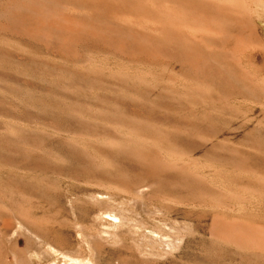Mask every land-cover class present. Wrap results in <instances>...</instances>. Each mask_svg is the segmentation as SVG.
I'll return each mask as SVG.
<instances>
[{
	"label": "rangeland",
	"instance_id": "rangeland-1",
	"mask_svg": "<svg viewBox=\"0 0 264 264\" xmlns=\"http://www.w3.org/2000/svg\"><path fill=\"white\" fill-rule=\"evenodd\" d=\"M65 3L77 6L0 0V264H22L35 249L60 260L45 243L82 247L98 264H264V248L217 232L232 223L264 229V92L248 79L264 82V0L250 4L246 29L224 25L220 34L198 36L197 48L144 40L143 30L113 23L110 13L127 0L84 2L80 25L66 30L52 24ZM236 36L250 44L241 55L247 74L230 59ZM100 203L130 221L116 230L124 241L101 233V247L90 250L81 230L101 232ZM139 222L186 235L164 244L169 254L152 252L162 246L144 242Z\"/></svg>",
	"mask_w": 264,
	"mask_h": 264
},
{
	"label": "bare ground",
	"instance_id": "bare-ground-1",
	"mask_svg": "<svg viewBox=\"0 0 264 264\" xmlns=\"http://www.w3.org/2000/svg\"><path fill=\"white\" fill-rule=\"evenodd\" d=\"M17 1V0H16ZM73 3H76V7H72L70 4L72 3H65L60 6L59 9V15L52 21V24L61 28H64L66 30L69 29H75L77 26L80 25L79 18L77 13L79 12L80 6L84 4V2H92L95 0H70ZM254 0H127V3L125 4L124 10H119V11H113L110 13V18L112 19L113 23L118 25L119 27H122L124 29H135L138 28L143 30L144 35L142 38L144 40H150V39H165V40H174L181 46L185 48H193L195 47L196 44H198L197 37L198 36H203V35H217L222 33V27L225 25H228L231 23L236 24L238 27L245 28L247 23L250 22L251 19V6L250 4ZM11 2V1H10ZM31 2V1H30ZM8 5V4H7ZM170 5V6H168ZM83 7V6H82ZM8 13V12H7ZM4 14V13H3ZM88 14V13H87ZM6 16V14H5ZM109 16V15H108ZM7 20V19H6ZM256 22V21H255ZM254 22V23H255ZM16 23V22H15ZM45 23V22H44ZM7 26V25H6ZM246 29V28H245ZM262 29V28H261ZM115 30V29H114ZM137 29H135L136 31ZM257 30V29H256ZM248 31V30H247ZM258 31V30H257ZM256 31V32H257ZM263 32V31H262ZM258 34V33H257ZM225 36V33H224ZM232 38V37H230ZM4 41V40H3ZM156 42V41H155ZM168 42V41H167ZM154 43V42H153ZM234 46L232 47V50L230 52V59L233 61V63L236 64L238 68L241 69V71H244L246 74L248 71H245V67L243 65L244 62H242L241 55L243 53H248L246 52L247 50L249 51L250 44L247 41H244L241 37L236 36L234 38ZM264 45L263 42L260 41V45ZM147 45V44H146ZM160 45V44H159ZM204 45V44H203ZM168 48V47H166ZM197 48V47H195ZM206 49V47H205ZM210 49V48H209ZM212 50V49H211ZM208 50V51H211ZM221 50V49H220ZM155 51V50H154ZM177 51V50H176ZM183 51V50H182ZM255 51V50H254ZM185 52V51H184ZM186 53V52H185ZM255 53V52H253ZM215 54V53H214ZM157 55V54H156ZM247 55V54H246ZM92 56V55H91ZM153 56V55H152ZM253 56V55H251ZM191 57V56H190ZM227 58V57H226ZM188 59V58H187ZM184 60V59H183ZM199 60V58H198ZM205 60V59H203ZM155 61V60H154ZM207 61V60H205ZM185 62V60H184ZM189 62V61H187ZM88 63V62H87ZM171 64V63H170ZM208 64V63H207ZM135 65V64H134ZM142 65V64H141ZM166 65V64H165ZM176 65V64H175ZM189 65V64H187ZM148 66V65H147ZM146 66V67H147ZM171 66V65H170ZM184 66V65H183ZM199 66V65H198ZM203 66V65H202ZM205 66V64H204ZM213 66V63H212ZM152 67V66H151ZM188 67V66H187ZM190 67V66H189ZM197 67V66H196ZM169 68V67H168ZM167 68V69H168ZM176 68V67H175ZM180 68V67H179ZM193 68V67H192ZM210 68V67H209ZM218 68V66H217ZM216 68V69H217ZM111 69V67L109 68ZM113 69V68H112ZM111 69V70H112ZM145 69V68H144ZM160 69V68H159ZM164 69L161 67V70ZM182 69V68H181ZM198 69V67H197ZM196 69V70H197ZM236 69V68H235ZM174 70V69H173ZM186 70V68H185ZM195 70V69H192ZM114 71V70H112ZM163 71V70H162ZM166 70H164L165 72ZM169 71V70H168ZM171 71V70H170ZM219 71V70H218ZM236 71H238L236 69ZM139 72V71H138ZM150 72V71H149ZM172 72V71H171ZM170 72V74H171ZM193 72V71H192ZM206 72V71H205ZM239 72V71H238ZM142 73V72H140ZM162 73V72H161ZM176 72H172V75ZM257 73V70H256ZM260 73V72H259ZM163 74V73H162ZM169 74V73H168ZM197 74V72H196ZM195 74V75H196ZM230 74V73H229ZM121 75V74H119ZM118 75V76H119ZM134 75V74H133ZM160 75V74H158ZM189 75V74H188ZM212 75V74H211ZM221 75V74H220ZM228 75V73H227ZM182 76V75H181ZM214 76V75H213ZM248 79L252 84H254L258 89L262 90L264 92V82L258 77L256 74L248 75ZM261 76V75H260ZM127 77V75H126ZM139 77V76H138ZM228 77V76H227ZM174 78V77H173ZM176 78V77H175ZM181 78V77H180ZM209 78V77H208ZM125 79V78H124ZM135 79V78H134ZM145 79V78H144ZM172 79V78H171ZM185 79V78H184ZM222 79V78H221ZM168 80V79H167ZM209 80V79H208ZM207 80V81H208ZM219 80V79H218ZM230 80V79H229ZM121 81V80H120ZM171 81V80H169ZM194 81V80H193ZM206 81V80H205ZM142 82V81H140ZM186 82V81H185ZM188 82V79H187ZM223 82V81H222ZM143 83V82H142ZM189 83V82H188ZM191 83V81H190ZM193 83V82H192ZM210 83V82H209ZM214 83V82H213ZM198 84V83H197ZM201 84V83H200ZM236 84V83H235ZM233 86V85H232ZM242 86V85H241ZM209 88V86H207ZM215 87V86H214ZM234 87V86H233ZM169 87H167L168 89ZM198 89V86L195 87ZM201 89V87L199 86ZM206 88V87H204ZM185 89V87H184ZM214 89V88H213ZM199 90V89H198ZM203 90V89H202ZM201 90V91H202ZM205 90V89H204ZM209 90V89H208ZM164 91V90H163ZM168 91V90H167ZM185 91V90H184ZM196 91V90H195ZM206 91V90H205ZM169 92V91H168ZM171 92V91H170ZM197 92V91H196ZM175 93V92H174ZM203 93V92H202ZM170 94V93H169ZM173 94V93H172ZM204 94V93H203ZM207 94V93H206ZM210 94V93H209ZM208 94V95H209ZM218 94V93H217ZM230 94V93H229ZM254 94V93H253ZM176 95V94H175ZM180 95V94H178ZM182 95V94H181ZM187 95V94H185ZM194 95V94H193ZM191 95V96H193ZM196 95V94H195ZM205 95V94H204ZM203 95V96H204ZM207 95V96H208ZM211 95V94H210ZM183 96V95H182ZM190 96V95H189ZM201 95H199L200 97ZM212 96V95H211ZM218 96V95H217ZM222 96V95H221ZM175 97V96H174ZM184 97V96H183ZM198 97V98H199ZM205 97V96H204ZM203 97V98H204ZM185 98V97H184ZM196 97L193 98V100ZM211 98V97H209ZM252 98V97H251ZM173 99V98H172ZM176 99V98H175ZM197 99V98H196ZM200 99V98H199ZM202 99V98H201ZM220 99V98H219ZM233 99V98H232ZM238 99V98H237ZM245 99V98H244ZM177 100V99H176ZM203 100H206L205 98ZM190 101V100H189ZM194 100V104H195ZM225 101V100H224ZM229 101V100H228ZM185 102V101H184ZM191 102V101H190ZM199 102V101H197ZM207 102H209L207 100ZM213 102V101H211ZM216 102V101H215ZM218 102V101H217ZM227 102V101H225ZM205 103V101L203 102ZM222 103V102H221ZM192 104V103H191ZM190 104V105H191ZM200 104V103H199ZM202 104V103H201ZM188 105V106H190ZM196 105V104H195ZM205 105V104H204ZM209 105V104H208ZM224 105V104H223ZM202 106V105H201ZM212 106V105H211ZM262 106V104H261ZM192 107V106H191ZM207 107V106H206ZM263 107V106H262ZM213 108V107H212ZM223 108V107H222ZM264 108V107H263ZM216 109V108H214ZM224 109V108H223ZM213 111V110H212ZM6 126V125H5ZM3 127V126H2ZM178 127V126H177ZM194 127V126H192ZM7 128V127H6ZM5 128V129H6ZM12 129V127H11ZM134 129V128H133ZM114 130V129H113ZM180 130V129H179ZM178 130V131H179ZM6 131V130H5ZM141 133V132H140ZM105 135V133H104ZM138 135V132H137ZM142 137V134H140ZM145 135V134H144ZM126 137V136H123ZM110 138V137H109ZM127 138V137H126ZM143 138V137H142ZM120 139V138H119ZM139 140L140 137L138 138ZM144 139V138H143ZM142 139V143H144ZM116 140V139H114ZM121 140V139H120ZM197 140V138H196ZM201 140V138L199 139ZM203 140V139H202ZM135 141V140H133ZM138 141V140H137ZM152 141V140H151ZM177 141V140H176ZM208 141V140H205ZM119 142V141H117ZM116 142V143H117ZM203 142V141H202ZM114 143V142H113ZM140 141L138 142V144ZM177 143V142H176ZM120 144V143H119ZM125 144V143H124ZM122 144V145H124ZM130 144V143H129ZM136 144V146L138 145ZM145 144V143H144ZM204 144V143H203ZM206 144V143H205ZM140 145V144H139ZM139 145L137 146L139 149ZM153 145V144H152ZM125 146V145H124ZM142 146V145H140ZM144 146V145H143ZM142 146V147H143ZM163 146V145H162ZM178 146V145H176ZM175 146V147H176ZM214 146V145H213ZM114 148L116 146H113ZM146 147V146H144ZM120 148V147H119ZM123 148V147H121ZM126 148V147H125ZM124 148V149H125ZM213 148V147H212ZM85 149V148H84ZM176 149V148H175ZM126 150V149H125ZM208 150V149H207ZM161 152V150H159ZM167 151V150H165ZM175 151V150H174ZM181 151V150H180ZM126 152V151H125ZM168 152V151H167ZM179 152V151H176ZM185 152V151H184ZM183 152V153H184ZM129 153V152H128ZM133 153V151H132ZM129 153V154H132ZM144 153V151H143ZM142 153V154H143ZM180 152V155L183 154ZM186 153V152H185ZM91 154V153H90ZM135 154V153H134ZM236 154V153H235ZM144 155V154H143ZM162 155V154H161ZM189 154L186 156L188 157ZM205 155V154H204ZM207 155V154H206ZM224 156V155H223ZM222 156V157H223ZM133 157V156H131ZM135 157H137L135 155ZM164 157V156H162ZM172 157V156H171ZM182 157V156H181ZM221 157V156H220ZM169 158V157H167ZM184 158V157H183ZM242 158V157H241ZM97 159V158H96ZM138 159V158H137ZM136 159V160H137ZM185 159V158H184ZM94 160V159H93ZM92 160V161H93ZM133 160V158H132ZM145 160V158L143 159ZM165 162L167 159H164ZM180 160V159H179ZM187 160V159H185ZM249 160V159H248ZM152 161V160H151ZM161 161V160H159ZM239 161V160H238ZM96 162V161H94ZM140 162L141 159H140ZM145 162V161H144ZM143 162V163H144ZM158 162V161H157ZM162 162V161H161ZM171 162V161H170ZM193 162V161H192ZM191 162V163H192ZM102 163V162H101ZM136 163V162H135ZM142 163V164H143ZM159 163V162H158ZM166 162L165 164H167ZM179 163V162H178ZM183 162H181L182 164ZM191 163H188V165H191ZM98 164V163H97ZM103 164V163H102ZM145 164V163H144ZM194 164V163H193ZM100 165V164H99ZM98 165V166H99ZM159 165V164H158ZM170 167H175L171 164H168L167 166ZM187 165V166H188ZM196 165V164H195ZM246 165V164H245ZM92 166V165H91ZM94 166V165H93ZM97 166V167H98ZM164 167L165 165H161ZM178 166V164H177ZM182 168V165H180ZM198 166V165H196ZM105 167V166H104ZM153 167V166H152ZM155 167L156 164H155ZM153 167V169L155 168ZM171 167V168H172ZM247 167V166H246ZM158 168V167H157ZM165 168H167L165 166ZM191 168V167H190ZM196 168V167H195ZM198 168V167H197ZM200 168V167H199ZM148 169V168H147ZM160 169V168H159ZM174 168H172L173 170ZM178 169V168H177ZM175 169L176 171H178ZM145 170V169H144ZM198 170V169H197ZM158 171V169H157ZM169 171V169H168ZM175 171V172H176ZM196 171V170H195ZM164 173V171H162ZM166 172V170H165ZM174 172V173H175ZM194 172V171H193ZM254 172V171H253ZM178 175L181 174V172H177ZM183 173V172H182ZM187 173H189L187 171ZM199 173V172H198ZM259 173V172H258ZM157 174V173H156ZM196 174V173H195ZM243 174V173H242ZM247 174V173H246ZM250 174V173H249ZM248 174V175H249ZM136 175V174H135ZM165 175V174H164ZM182 175V174H181ZM184 175V173H183ZM194 175V174H193ZM198 175V174H196ZM187 176V175H186ZM185 176V177H186ZM190 176V175H189ZM179 177V176H178ZM191 177V176H190ZM199 177V176H198ZM246 177V176H245ZM256 177V176H254ZM252 177V178H254ZM262 177V176H261ZM163 179V178H161ZM200 179V178H199ZM204 179V178H203ZM207 179V177H206ZM80 180V179H79ZM108 180V179H107ZM212 180V179H211ZM260 180V179H259ZM133 181V180H132ZM135 181H139L135 180ZM154 181V179H153ZM184 181V180H183ZM216 181V180H215ZM261 181V180H260ZM258 181V182H260ZM172 182V181H171ZM122 183V182H121ZM147 183V182H146ZM165 184V182H163ZM195 183V181L193 182ZM201 183V182H200ZM217 183V182H216ZM85 184V183H84ZM117 184V183H116ZM129 184V183H128ZM153 184V183H152ZM176 184V183H175ZM222 184V183H221ZM263 184V183H262ZM91 185V184H90ZM95 185V184H94ZM103 185V184H102ZM178 185V184H177ZM202 185V184H201ZM217 185V184H216ZM100 186V185H99ZM144 186V185H143ZM141 186V188H143ZM174 186V185H173ZM97 187V185L95 186ZM102 187V186H101ZM106 187V186H104ZM109 187V186H108ZM158 187V186H157ZM206 187V186H205ZM99 188V187H98ZM103 188V187H102ZM117 189V187H115ZM121 188V187H120ZM142 192H146L147 190L141 189ZM173 188V187H172ZM222 188V187H221ZM105 189V188H104ZM111 189V188H110ZM123 189V188H122ZM180 189V188H179ZM192 189V188H191ZM247 189V188H245ZM250 189V188H249ZM114 191V189H112ZM125 190V188H124ZM127 190V189H126ZM139 190V191H140ZM215 190V189H214ZM233 190V189H232ZM255 190L254 188L252 191ZM123 191V190H122ZM128 191V190H127ZM140 191V192H141ZM213 192V190H211ZM257 191V190H255ZM2 192V191H1ZM112 192V191H111ZM115 192V191H114ZM136 192V191H135ZM148 192V191H147ZM221 190L219 191L220 194ZM236 192V191H235ZM110 193V192H109ZM122 193V192H119ZM149 193V192H148ZM160 193V191H159ZM185 193V192H184ZM188 193V192H187ZM207 193V192H206ZM233 193V192H232ZM251 193V192H250ZM257 193V192H256ZM260 193V192H259ZM3 194V193H1ZM154 194V193H153ZM158 194V192H157ZM208 194V193H207ZM228 194V193H227ZM231 194V193H230ZM244 194V193H243ZM104 194H98V196H103ZM106 195V194H105ZM136 195V193H135ZM147 195V194H146ZM149 195V194H148ZM151 195V194H150ZM160 195V194H159ZM188 195V194H187ZM190 195V194H189ZM222 196V194H220ZM233 195V194H232ZM248 195V194H246ZM253 195V194H252ZM263 195V194H262ZM155 196V195H154ZM218 196V195H217ZM220 196V197H221ZM225 196V195H224ZM245 196V195H244ZM120 197V196H119ZM134 197V196H133ZM148 197V196H147ZM149 197H152L149 196ZM166 197V196H165ZM164 197V198H165ZM171 197V196H170ZM249 197V195H248ZM7 198V197H5ZM198 198V197H197ZM219 198V197H218ZM223 196L220 198L222 199ZM231 198V197H229ZM228 198V199H229ZM3 199V198H2ZM10 199V198H9ZM110 199H113L110 197ZM133 199V198H132ZM156 199V198H155ZM163 199V198H162ZM181 199V197H180ZM242 199V198H241ZM253 199V198H252ZM103 200V199H102ZM101 200V201H102ZM161 200V199H160ZM174 200V199H173ZM225 200V199H224ZM234 200V199H233ZM248 200V199H247ZM261 200V199H260ZM165 201L169 202L167 199ZM195 201V200H194ZM226 201V200H225ZM224 201V202H225ZM228 201V200H227ZM232 201V199H231ZM13 202V201H12ZM109 202V201H108ZM171 202V201H170ZM199 202V201H198ZM223 202V201H222ZM223 202V203H224ZM229 202V201H228ZM125 203V202H124ZM173 203V201H172ZM181 203V202H180ZM184 203V202H183ZM182 203V205H183ZM233 203V201H232ZM239 203V202H238ZM255 203V202H254ZM259 203V202H258ZM11 204V203H10ZM13 204V203H12ZM174 204V203H173ZM126 205V204H125ZM196 205V204H195ZM194 205V206H195ZM199 205V204H197ZM203 205V204H202ZM219 205V204H218ZM228 205V204H227ZM252 205V203H251ZM3 206V205H2ZM16 206V205H14ZM18 206V205H17ZM99 206L102 208L100 209L101 215H98L96 219H98L100 222H104L105 225H103V228H101V232L95 231L89 232V234H85L84 231L81 230L82 237L87 238L88 236H91L90 241H87V247L91 250L90 245L94 244L98 247H101V242L104 240V238L101 236V233L106 234L107 237H110L111 240H121L124 241V234L120 233V231H116L117 229H121L124 225H127L129 223V219L127 215H125L123 212L120 213H115V209L112 208V206L108 203H100ZM121 206V205H120ZM181 206V205H180ZM221 206V205H220ZM224 206V204H223ZM257 206V205H256ZM255 206V207H256ZM24 206H22L23 208ZM187 207V206H186ZM200 207V206H199ZM230 207V206H228ZM236 207V206H235ZM26 208V207H25ZM202 208V207H201ZM215 208V207H214ZM233 208V207H232ZM6 209V208H5ZM21 208H19L20 210ZM122 209V208H121ZM120 209V210H121ZM209 209V208H208ZM118 210V209H117ZM222 210V209H221ZM251 210V209H250ZM25 211V209H24ZM27 211V210H26ZM29 211V210H28ZM219 211V210H218ZM223 211V210H222ZM13 212V211H12ZM16 212V211H15ZM210 212V211H209ZM217 211H215L216 214ZM232 212V211H230ZM237 212V211H236ZM9 213V212H8ZM21 213V212H20ZM19 213V214H20ZM24 213V212H23ZM29 215V212H27ZM26 213V214H27ZM206 213V212H205ZM233 213V212H232ZM240 213V212H239ZM14 214V213H13ZM18 214V213H17ZM24 213L25 216H28ZM100 214V213H99ZM104 214V216H102ZM207 214V213H206ZM230 214V213H229ZM237 214V213H236ZM220 215V214H219ZM227 215V214H226ZM231 215V214H230ZM229 215V216H230ZM244 215V214H243ZM228 216V215H227ZM237 216V215H236ZM24 217V216H22ZM33 217V216H32ZM231 216L230 218H232ZM235 217V216H234ZM240 217V216H239ZM246 217V216H245ZM25 218V217H24ZM227 218V217H226ZM237 218V217H236ZM249 218V217H248ZM27 219V218H25ZM29 219V218H28ZM27 219V220H28ZM211 219V218H210ZM250 219V218H249ZM16 220H18L16 218ZM26 220V221H27ZM32 220V219H31ZM37 220V219H36ZM230 220V219H229ZM244 220V219H242ZM30 221V220H28ZM34 221V220H32ZM236 221V220H235ZM251 221V220H250ZM37 222V221H36ZM245 222V221H244ZM32 223V222H31ZM35 223V222H33ZM239 223V222H238ZM251 224V223H250ZM77 225V224H75ZM130 225V224H129ZM155 225H147L143 224L141 222L135 223L136 229L135 231L137 233H144V242H148L149 244H156L157 246L160 245L162 246V249L156 248V246L150 248V251L152 252H163L165 254H169L167 251H165V246L171 248L175 246V241L179 240L182 238L184 235H186V230L184 228H176L172 225L168 226V228L164 229L161 227H158ZM165 225V224H164ZM245 225V224H244ZM79 227V225H78ZM77 227V228H78ZM126 227V226H125ZM129 227V226H128ZM83 228V227H82ZM174 230L175 233H170V231ZM33 230V229H32ZM90 230V229H89ZM30 231V230H29ZM88 231V230H87ZM91 231V230H90ZM86 232V231H85ZM217 232L219 235L222 237H225L227 239H230L236 243L239 244H251L260 248H264V229L262 228H248L243 225L237 224V223H232V224H225V225H219L217 227ZM36 233V232H35ZM135 233V232H134ZM51 234V233H50ZM55 235V234H54ZM138 235V234H137ZM39 236V235H38ZM131 236V235H130ZM139 237V235L137 236ZM38 238V237H37ZM40 238V237H39ZM52 238V237H51ZM132 238V236H131ZM140 238V237H139ZM57 239V238H56ZM73 240V239H72ZM132 240V239H131ZM136 240V239H134ZM31 241V240H30ZM133 241V240H132ZM6 242V241H5ZM44 242V241H43ZM50 242V241H49ZM58 242V240H57ZM107 242V241H106ZM103 243V242H102ZM26 244V243H25ZM57 244V243H56ZM132 244V243H131ZM165 244V246H164ZM183 244V243H182ZM10 245V244H8ZM29 245V243H28ZM49 247V249L52 250V252L56 255L57 253L60 254L61 259L58 260L56 256H50V255H45L41 252L40 249H35V250H28L24 252L23 256V262L22 264H32V262L36 261V264H48L50 263L49 261H53L52 264H98L96 260L99 259H94L92 258L91 252L88 253L83 249L82 247H77V248H61L57 245L54 244H48L45 243ZM43 246V245H42ZM132 246V245H131ZM142 250L143 247H139L137 244L134 245ZM145 246V245H144ZM40 247V246H39ZM8 248V247H7ZM23 248V247H22ZM26 249V248H25ZM97 251V250H96ZM106 251V250H105ZM9 252V251H8ZM29 252L31 254L27 255ZM96 253V252H95ZM99 253V252H98ZM159 253V254H160ZM17 254V253H16ZM49 254V253H48ZM107 254V253H106ZM102 255V254H101ZM134 255V254H133ZM95 256V255H94ZM108 257V256H107ZM110 257V256H109ZM20 258V257H19ZM12 259V258H11ZM106 260V259H105Z\"/></svg>",
	"mask_w": 264,
	"mask_h": 264
}]
</instances>
